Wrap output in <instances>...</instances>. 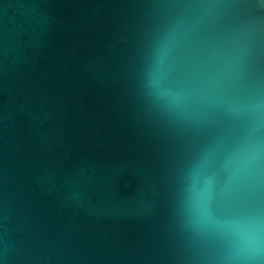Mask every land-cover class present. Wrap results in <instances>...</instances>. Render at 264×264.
Masks as SVG:
<instances>
[{"label": "water", "instance_id": "95a60500", "mask_svg": "<svg viewBox=\"0 0 264 264\" xmlns=\"http://www.w3.org/2000/svg\"><path fill=\"white\" fill-rule=\"evenodd\" d=\"M0 264H264V0H0Z\"/></svg>", "mask_w": 264, "mask_h": 264}]
</instances>
